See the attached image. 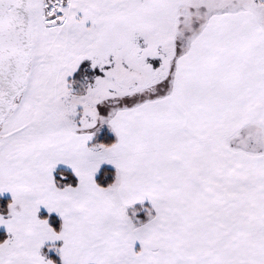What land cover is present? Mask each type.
I'll list each match as a JSON object with an SVG mask.
<instances>
[{"label":"snow or ice","instance_id":"snow-or-ice-1","mask_svg":"<svg viewBox=\"0 0 264 264\" xmlns=\"http://www.w3.org/2000/svg\"><path fill=\"white\" fill-rule=\"evenodd\" d=\"M0 264H264V0H0Z\"/></svg>","mask_w":264,"mask_h":264}]
</instances>
